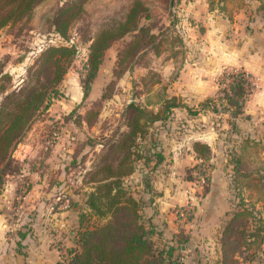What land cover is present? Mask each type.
Masks as SVG:
<instances>
[{"label": "rangeland", "instance_id": "1", "mask_svg": "<svg viewBox=\"0 0 264 264\" xmlns=\"http://www.w3.org/2000/svg\"><path fill=\"white\" fill-rule=\"evenodd\" d=\"M62 1L45 0L33 19L0 27V105L6 92L39 89L48 79L50 61L46 68H40V62L50 45L76 48L62 78L46 89L51 96L47 106L33 112L0 155V227H6L11 251L26 254L30 249L47 260L56 256L57 264H63L81 229L112 217L111 211L100 214L87 203L95 185L92 172L104 160L124 158L127 150L110 144L128 129L127 105L145 106L146 91L158 90V95H175L185 106L146 123L122 165L126 169L132 163L133 169L121 179L128 192L140 198V221L145 227L153 224L151 238L158 246L173 245L180 264H220L221 231L233 210L230 153L238 152L247 137L264 143V7L247 0L230 14V8L218 9L208 0H175V23L168 26L158 51L147 46L126 55L134 31L125 34L104 50L84 95L89 41L77 27L66 37L39 27L41 14ZM107 1L92 0L89 10ZM84 18L89 19V13ZM160 18L155 20L160 26L170 21L167 14ZM238 69L251 73L254 88L242 113L231 117L214 110L212 98L220 93L224 72ZM148 107L156 111L159 106ZM6 111L0 113L1 124ZM195 141L211 149L213 168L206 190L187 179L196 161ZM152 151L163 154L158 165L152 156L147 158ZM255 256L253 264H264V250Z\"/></svg>", "mask_w": 264, "mask_h": 264}, {"label": "trees", "instance_id": "2", "mask_svg": "<svg viewBox=\"0 0 264 264\" xmlns=\"http://www.w3.org/2000/svg\"><path fill=\"white\" fill-rule=\"evenodd\" d=\"M45 0H0V27L8 22H21L36 17L37 7ZM247 0H208L209 5L226 10L239 9ZM250 1V0H248ZM264 7V0H258ZM92 0H65L58 7L41 14L39 27L55 31L66 37L72 27L89 41V54L85 65V77H82L84 95L90 82L96 75L104 50L115 40L134 31V37L125 47L126 55L147 46L158 51L166 37L168 26L175 23L176 13L172 6L175 0H109L95 11H90ZM214 3V4H213ZM212 9V8H211ZM163 12V13H162ZM89 13V19L84 15ZM167 14L170 21L160 26L155 22ZM145 19L146 23H141ZM153 28H158L154 31ZM74 45H50L43 52L40 68L50 72L48 79L40 88L28 87L14 95L6 92L0 113L7 108L4 124L0 120V155L5 153L14 136L20 135L23 126L33 112L41 106H47L51 97L47 90L57 83L66 71V63L75 55ZM226 78V79H224ZM250 72L245 70L225 71L219 80V95L212 98L214 110L228 112L231 117L242 113L243 106L254 88ZM149 92L145 106L130 102L127 105L128 129L110 147L127 150V157L133 150L139 134L146 131L150 120L158 119L161 112L175 106H185L175 95H158V90ZM158 95L157 99L152 97ZM12 102L11 105L6 104ZM208 100L201 104H207ZM158 104L155 111L149 105ZM188 110L197 112L186 106ZM150 114V115H149ZM235 127V122L231 121ZM140 150V149H139ZM196 161L188 168L187 179L196 180L205 190L210 179L213 164L209 161L211 149L203 141L193 143ZM153 157L158 165L163 154L152 151L147 158ZM115 161L104 160L92 172L91 183L94 189L87 194V203L100 214L111 211L112 217L97 226L84 227L73 237L75 245L68 250L63 264H180L173 253L174 246H158L151 238L155 231L153 224L145 227L140 217L141 200L128 192L121 176L133 169L132 163L122 168L124 158ZM229 188L233 206L229 219L223 226L220 237V264H253V257L264 250V143L255 138H245L238 152L230 153ZM153 168H156L155 166ZM94 173H98L95 176ZM147 180V179H146ZM150 189L149 182H146ZM93 188V187H92ZM193 207L188 216L193 218ZM180 226V225H179ZM256 257V256H255ZM241 258V260H240ZM255 259V258H254ZM242 261V262H241Z\"/></svg>", "mask_w": 264, "mask_h": 264}, {"label": "crops", "instance_id": "3", "mask_svg": "<svg viewBox=\"0 0 264 264\" xmlns=\"http://www.w3.org/2000/svg\"><path fill=\"white\" fill-rule=\"evenodd\" d=\"M150 219L154 220L152 216ZM6 227H0V264H57V257H51L48 260L42 256L34 255L32 251L27 250L26 254L14 255L11 251V243L5 236Z\"/></svg>", "mask_w": 264, "mask_h": 264}]
</instances>
